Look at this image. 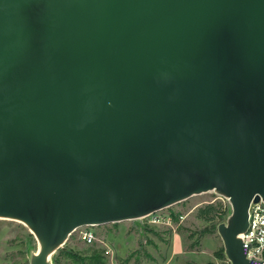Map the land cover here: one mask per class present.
Segmentation results:
<instances>
[{
  "label": "water",
  "instance_id": "water-1",
  "mask_svg": "<svg viewBox=\"0 0 264 264\" xmlns=\"http://www.w3.org/2000/svg\"><path fill=\"white\" fill-rule=\"evenodd\" d=\"M209 191L231 208L228 264H248L264 0H0V219L35 237L29 264Z\"/></svg>",
  "mask_w": 264,
  "mask_h": 264
},
{
  "label": "rangeland",
  "instance_id": "rangeland-1",
  "mask_svg": "<svg viewBox=\"0 0 264 264\" xmlns=\"http://www.w3.org/2000/svg\"><path fill=\"white\" fill-rule=\"evenodd\" d=\"M207 204L212 219L199 217ZM228 201L213 191L191 196L147 216L74 230L51 264H228L217 225L226 223ZM92 232L87 242L84 230ZM180 250L174 254V240ZM37 241L22 223L0 219V264H29Z\"/></svg>",
  "mask_w": 264,
  "mask_h": 264
},
{
  "label": "built area",
  "instance_id": "built-area-1",
  "mask_svg": "<svg viewBox=\"0 0 264 264\" xmlns=\"http://www.w3.org/2000/svg\"><path fill=\"white\" fill-rule=\"evenodd\" d=\"M238 236L248 264H264V201L250 204L247 227ZM83 237L87 242H91L92 232L84 230Z\"/></svg>",
  "mask_w": 264,
  "mask_h": 264
},
{
  "label": "trees",
  "instance_id": "trees-1",
  "mask_svg": "<svg viewBox=\"0 0 264 264\" xmlns=\"http://www.w3.org/2000/svg\"><path fill=\"white\" fill-rule=\"evenodd\" d=\"M214 211H215V207L212 204H207L203 208L199 209L198 215L199 217H202L205 220H210L212 219Z\"/></svg>",
  "mask_w": 264,
  "mask_h": 264
},
{
  "label": "crops",
  "instance_id": "crops-1",
  "mask_svg": "<svg viewBox=\"0 0 264 264\" xmlns=\"http://www.w3.org/2000/svg\"><path fill=\"white\" fill-rule=\"evenodd\" d=\"M180 250V244H179V241H178V239L177 238H175V240H174V254H178L179 251Z\"/></svg>",
  "mask_w": 264,
  "mask_h": 264
},
{
  "label": "bare ground",
  "instance_id": "bare-ground-1",
  "mask_svg": "<svg viewBox=\"0 0 264 264\" xmlns=\"http://www.w3.org/2000/svg\"><path fill=\"white\" fill-rule=\"evenodd\" d=\"M40 246V244L38 245V247Z\"/></svg>",
  "mask_w": 264,
  "mask_h": 264
}]
</instances>
